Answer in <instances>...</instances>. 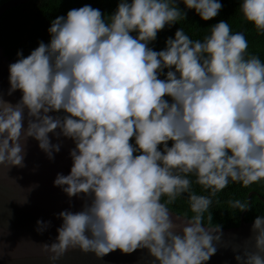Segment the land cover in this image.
<instances>
[{
	"label": "clouds",
	"instance_id": "obj_1",
	"mask_svg": "<svg viewBox=\"0 0 264 264\" xmlns=\"http://www.w3.org/2000/svg\"><path fill=\"white\" fill-rule=\"evenodd\" d=\"M182 2L204 21L223 7L220 0ZM172 3L119 0L109 21L89 4L72 8L51 21L47 43L18 52L9 65L10 91L22 95L15 105L0 98V165L22 166L28 137L52 158L60 149L49 133L63 135L75 144L72 165L53 183L69 197H87L79 211L59 212L56 238L43 248L52 261L69 248L103 256L146 247L158 264H206L216 237L201 216L177 224L161 203L188 191L189 179L177 172L194 173L213 195L229 179L264 180V62L246 56L244 34L222 19L203 40L178 28L153 50L157 33L181 17ZM239 7L264 32V0ZM190 200L197 213L211 203L195 194ZM252 229L256 251L236 258L264 264V216Z\"/></svg>",
	"mask_w": 264,
	"mask_h": 264
},
{
	"label": "water",
	"instance_id": "obj_2",
	"mask_svg": "<svg viewBox=\"0 0 264 264\" xmlns=\"http://www.w3.org/2000/svg\"><path fill=\"white\" fill-rule=\"evenodd\" d=\"M27 1L3 2L0 17L6 10ZM13 62L0 43V98L15 105L22 93L20 90L10 91L9 65ZM49 114L54 118L60 117L56 112ZM59 131L56 130L57 133ZM49 137L51 143L58 144L60 149L53 153L52 158L39 147L36 139L28 137L23 142L22 166L0 165V264H158L146 247L137 248L131 253L117 249L103 256L80 248H69L55 261L50 259V254L43 248L56 238V229L61 224L59 212L65 209L79 211L87 197L83 193L69 197L61 187L54 185L57 173H69L72 165L69 153L75 144L71 138L63 135L49 133ZM247 210L242 212L238 226L220 228L203 225L216 237L213 240L216 252L206 264H242L237 256L243 257L246 252L256 251L252 229L254 220H244ZM168 211L177 224L183 225L190 220ZM37 221H44L45 224L40 226Z\"/></svg>",
	"mask_w": 264,
	"mask_h": 264
},
{
	"label": "trees",
	"instance_id": "obj_3",
	"mask_svg": "<svg viewBox=\"0 0 264 264\" xmlns=\"http://www.w3.org/2000/svg\"><path fill=\"white\" fill-rule=\"evenodd\" d=\"M7 0H0V5ZM119 0H29L24 4L6 10L0 17V43L5 54L14 62L19 58L17 53L27 56L35 49L39 42L47 43L50 34L47 29L51 21L57 16L66 15L72 8H79L89 4L98 8L104 14L106 21L110 20V15L115 11ZM223 5L219 14L208 20H202L194 10L187 9L182 0H174L171 6H178L182 10L181 17L171 26L166 25L163 30L157 33L154 41L149 43V47L159 51L165 47V40L174 36L175 31L180 28L193 41L203 40L209 34L210 28L219 20L228 22L233 32H242L248 41L246 56L255 55L264 62V32L258 31L254 25L248 22L240 11L241 0H220ZM186 12V18L183 17ZM133 36L135 32L131 33ZM167 69H165V72ZM161 79L165 78L163 75ZM166 99L171 100L170 97ZM57 113V112H56ZM62 117L63 113H57ZM134 143V138L130 140ZM171 145V141L168 142ZM190 181L188 191L178 194L174 199L168 196H161V203L172 212L192 219L200 215L201 223L209 227L230 228L238 226L241 222L243 211H239L235 206L236 202L248 206L249 194L250 205L244 214V220L253 221L256 216H264V180L257 181L248 186L240 182L229 179L228 185L212 194L211 189L198 184L194 173L177 172ZM206 196L211 200L207 210L197 213L191 208V195Z\"/></svg>",
	"mask_w": 264,
	"mask_h": 264
}]
</instances>
